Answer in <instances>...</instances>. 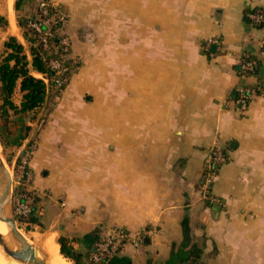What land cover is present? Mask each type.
<instances>
[{
    "label": "crops",
    "instance_id": "1",
    "mask_svg": "<svg viewBox=\"0 0 264 264\" xmlns=\"http://www.w3.org/2000/svg\"><path fill=\"white\" fill-rule=\"evenodd\" d=\"M50 1L68 14L83 65L50 109L29 168L37 187L64 199L65 237L84 264L111 228L143 243L104 264H264V26L249 18L264 0ZM8 2L0 15L19 29ZM245 56L255 73L243 74ZM18 93L16 105L20 83ZM214 146L225 156L216 203L203 199Z\"/></svg>",
    "mask_w": 264,
    "mask_h": 264
},
{
    "label": "rangeland",
    "instance_id": "2",
    "mask_svg": "<svg viewBox=\"0 0 264 264\" xmlns=\"http://www.w3.org/2000/svg\"><path fill=\"white\" fill-rule=\"evenodd\" d=\"M2 1L3 0H0V4ZM54 3L57 5V2ZM37 5L38 0H20L21 9L18 12L15 10L13 15L17 20V25L18 21H21L23 17L33 14V11L36 10ZM59 6L62 8L61 4H59ZM3 16H6V14ZM21 33L22 29L20 27L19 29H14V27H12L11 29V27H8V21L7 23L5 21H0V62L4 52V43L2 41L3 38L6 37L8 39L11 34L20 35ZM70 41L72 42V40ZM71 56L75 57L73 56V53ZM82 65L83 64H80L79 68H81ZM69 84L70 82L68 85ZM65 89L67 88H63L60 91H53L47 99L46 108L43 110L31 112L22 116L14 115L13 112L10 111V122L6 126L2 121V114L0 110V128L6 141V146H3L0 142V154L5 160L13 180L15 181L14 207L17 204V193L24 192V194H35L36 197L40 199V201H37V212L39 214L37 223L23 222L21 221L22 219L17 216L21 233L27 239V241L38 250L42 249V243L45 237L53 235L58 243L59 239L65 237V234H67V219L62 214L65 207H63V204V206L61 205L64 199L60 197L58 193H56L57 190H52L49 188L40 189L37 187L36 174L33 173L29 168L30 160L34 157L33 152L35 151V147L37 148L38 134L47 123L46 121L48 120L50 109L57 101L62 99ZM20 99L21 97L19 93L14 95V101H19ZM27 122L32 123V125L27 126ZM19 135L26 136L28 139L24 149L22 150L17 147V144H13L14 138L20 139ZM17 143H19V140ZM23 164H25V170L22 169ZM26 166H28L29 171L27 170ZM25 172H30V174H26ZM24 174L25 181H23L24 183L20 185L18 182L22 183V181H19V179L24 176ZM39 176L41 178L43 177L41 173H39ZM29 177H31L30 181H28Z\"/></svg>",
    "mask_w": 264,
    "mask_h": 264
},
{
    "label": "trees",
    "instance_id": "3",
    "mask_svg": "<svg viewBox=\"0 0 264 264\" xmlns=\"http://www.w3.org/2000/svg\"><path fill=\"white\" fill-rule=\"evenodd\" d=\"M40 1L42 0H39L38 4ZM20 9V0H16L15 10L18 12ZM34 16L35 11H33V14L25 16L21 21H18V26L22 29L26 46L15 36H10L4 44V52L0 62V110L5 126L10 122V111L14 115L21 116L31 112H38L46 108L47 98L53 91H60V89H57L51 83L47 84L43 79L35 77L32 71L51 78L53 75L50 68L51 60L55 58L62 59L58 36H60V32H63L64 36H68L69 38L70 36L66 27H63L62 31H60L62 24L59 23L55 26L57 36L51 40V48L44 49L39 42L38 34L29 26V22ZM0 21L7 23V20L1 16ZM29 55L31 58H29ZM67 63L71 67L69 72L71 80L73 74L78 71L80 66L75 65L72 60H69ZM18 83H20V89L23 94L20 105H16L14 102L15 90ZM0 142L3 146H6L1 128ZM37 201H40V199L37 198ZM38 215L37 210H34L32 215L28 218H22L21 221L37 223ZM58 243L63 256L71 259L74 264H84L82 255L74 250L68 238H60ZM88 261L90 263V255ZM197 261V258L192 257L183 260L182 264H197Z\"/></svg>",
    "mask_w": 264,
    "mask_h": 264
},
{
    "label": "built area",
    "instance_id": "4",
    "mask_svg": "<svg viewBox=\"0 0 264 264\" xmlns=\"http://www.w3.org/2000/svg\"><path fill=\"white\" fill-rule=\"evenodd\" d=\"M249 18L253 22L264 26L263 12L251 13L249 14ZM68 21V14L63 12L59 5H56L50 0H42L37 5L35 16L30 20L29 26L38 34L41 46L44 49H50L51 40L57 36V29L55 26L59 23L62 24V27L60 28V31H62L63 27L67 26ZM62 33L63 32H60V36H58L62 59L55 58L51 60L50 68L53 74L51 78H47L44 75L41 76V79H43L47 84L51 83L60 90L65 88L70 82L69 72L71 67L67 62L72 60L75 65L83 63L81 58L71 56L72 44L70 38L68 36H64ZM241 68L244 75L255 73L257 69L256 62L245 56L241 62ZM252 94L253 90L249 88L239 90L237 102L242 106H246L250 101ZM224 161L225 156L222 149L219 146L212 147L210 155L206 161V172L203 184V199L212 203H216L218 201L210 193L211 185L215 177L214 170L218 164H221ZM24 165L25 164H23L22 169L25 170ZM26 168L28 170V166H26ZM25 173L30 174V172ZM24 177L25 174L19 179V181H22V183L18 182L20 185L24 183ZM30 180L31 177H29L28 181ZM16 201L17 204L14 207V211L16 217L18 216L20 219L28 218L34 213V210L38 209L37 197L35 194H24V192L17 193ZM142 243L143 236L139 235L132 237L122 228H111L95 245L90 254V264H104L108 258L119 254L127 244L139 247Z\"/></svg>",
    "mask_w": 264,
    "mask_h": 264
},
{
    "label": "water",
    "instance_id": "5",
    "mask_svg": "<svg viewBox=\"0 0 264 264\" xmlns=\"http://www.w3.org/2000/svg\"><path fill=\"white\" fill-rule=\"evenodd\" d=\"M14 195L13 177L0 154V220L7 229L6 234L0 232V247L16 264H47L39 256V250L31 248L21 233L14 211Z\"/></svg>",
    "mask_w": 264,
    "mask_h": 264
},
{
    "label": "bare ground",
    "instance_id": "6",
    "mask_svg": "<svg viewBox=\"0 0 264 264\" xmlns=\"http://www.w3.org/2000/svg\"><path fill=\"white\" fill-rule=\"evenodd\" d=\"M8 1H9L8 3H9L10 12L13 15V0H8ZM0 232L2 234H6L7 232L5 223L2 222L1 220H0ZM42 245H43L42 249L39 250V256L42 259H44L47 262V264H71L70 260L61 254L59 244L57 243L53 235H49L48 237H45ZM29 246L33 249H36L31 244ZM0 264H16L11 257L7 256L3 252L1 247H0Z\"/></svg>",
    "mask_w": 264,
    "mask_h": 264
}]
</instances>
